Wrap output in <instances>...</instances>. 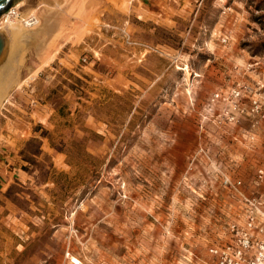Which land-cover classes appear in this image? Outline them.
I'll use <instances>...</instances> for the list:
<instances>
[{
	"label": "rangeland",
	"instance_id": "rangeland-1",
	"mask_svg": "<svg viewBox=\"0 0 264 264\" xmlns=\"http://www.w3.org/2000/svg\"><path fill=\"white\" fill-rule=\"evenodd\" d=\"M14 12L57 22L4 29L0 264H264V0Z\"/></svg>",
	"mask_w": 264,
	"mask_h": 264
},
{
	"label": "bare ground",
	"instance_id": "bare-ground-1",
	"mask_svg": "<svg viewBox=\"0 0 264 264\" xmlns=\"http://www.w3.org/2000/svg\"><path fill=\"white\" fill-rule=\"evenodd\" d=\"M26 0H22L20 1L18 4L19 5H22L24 4ZM18 4L15 6V7H18ZM15 7H13L12 9H10V11H8L4 16H2L0 19V30H2L5 38L7 37L6 36V30H4L5 28H9V30L11 29L13 32H15L14 34H12L13 36L15 34H17V36L15 35V37H17V40H20V39H23V40H27L28 39H31L32 37H36L35 36V33H28L27 31L23 30L22 27H34V29L36 28L37 25H42V27H40L41 29L43 28L44 30H46V33L49 35V32L52 30L53 28V22H54V17L53 15H51L49 12H45L44 15L42 16V19L41 16L38 17L37 15H30V16H35L36 17V20L37 22L35 24H33V26H30L29 23L26 22V19L28 17H26V19L22 18V20L19 19V16L16 15V13L14 12V9ZM29 16V17H30ZM2 19H4L3 23L5 24L4 26H2L1 24V21ZM56 21V20H55ZM24 25V26H20L21 23ZM57 22V21H56ZM64 23V21H63ZM40 25V26H41ZM57 26V25H56ZM39 30V28H37ZM36 29V30H37ZM60 29V28H59ZM33 30V29H31ZM37 30V31H38ZM11 31V32H12ZM35 31V30H34ZM53 31V30H52ZM56 31V30H55ZM63 31V30H62ZM32 32V31H31ZM58 32V30L56 31ZM55 33V32H54ZM61 33V32H60ZM46 34V35H47ZM9 35V34H7ZM37 35V34H36ZM44 35V34H42ZM41 36V35H40ZM39 36V37H40ZM50 36V35H49ZM48 36V37H49ZM47 38V36H44ZM51 37V36H50ZM43 38V37H42ZM9 39V38H8ZM51 39V38H49ZM47 39V40H49ZM7 40V38H6ZM33 40V39H32ZM36 42H37V39L35 38ZM12 41V39H11ZM45 41V40H44ZM50 41V40H49ZM16 42V41H15ZM29 42V41H28ZM32 42V41H31ZM14 43V42H12ZM19 43V41H18ZM27 43V42H26ZM49 43V42H48ZM8 44H9V41L7 40V48L3 54V56L0 58V111L2 110L3 106H4V103L5 101L7 100L8 98V95L11 91L12 88L16 87V86H19L23 83V81L21 82L20 78H19V70H20V66L19 64L22 62V56L20 57L19 53H17L18 55L15 56L16 52L11 54V51L10 50H7L8 49ZM11 44V42H10ZM24 44V43H23ZM30 44V43H29ZM40 44V43H39ZM45 44H47L45 42ZM25 45V44H24ZM28 45V44H27ZM12 46V45H11ZM46 46V45H45ZM48 46V45H47ZM39 47V46H38ZM44 47V46H43ZM22 48V46H21ZM41 48V47H40ZM39 49V48H38ZM19 50V48H18ZM41 50V49H40ZM15 50H13L14 52ZM39 52V51H38ZM23 53V51H22ZM21 60V61H20ZM36 72V71H35Z\"/></svg>",
	"mask_w": 264,
	"mask_h": 264
},
{
	"label": "water",
	"instance_id": "water-1",
	"mask_svg": "<svg viewBox=\"0 0 264 264\" xmlns=\"http://www.w3.org/2000/svg\"><path fill=\"white\" fill-rule=\"evenodd\" d=\"M19 0H0V16L6 13ZM7 48V40L2 32H0V58L3 56Z\"/></svg>",
	"mask_w": 264,
	"mask_h": 264
},
{
	"label": "built area",
	"instance_id": "built-area-1",
	"mask_svg": "<svg viewBox=\"0 0 264 264\" xmlns=\"http://www.w3.org/2000/svg\"><path fill=\"white\" fill-rule=\"evenodd\" d=\"M26 22L29 23L30 26H33V24H35L37 22V20H36L35 16H30L26 19ZM263 176H264V170L261 169L259 171L260 179H263ZM211 252L215 253V254H220L221 251L217 248H212ZM223 253H225V251H223ZM262 258H264V245L261 246V250L259 251V258L258 259L261 260Z\"/></svg>",
	"mask_w": 264,
	"mask_h": 264
},
{
	"label": "trees",
	"instance_id": "trees-1",
	"mask_svg": "<svg viewBox=\"0 0 264 264\" xmlns=\"http://www.w3.org/2000/svg\"><path fill=\"white\" fill-rule=\"evenodd\" d=\"M36 142H38L39 145H38L37 147H35L36 149L33 150L34 155H37V153H41V150H40V142H39L38 139H32V140H30V141L28 142V145H31V144L36 143ZM29 158H30V157H29Z\"/></svg>",
	"mask_w": 264,
	"mask_h": 264
}]
</instances>
